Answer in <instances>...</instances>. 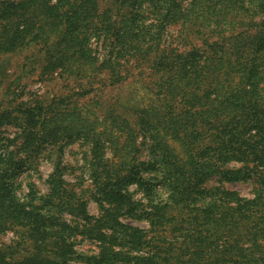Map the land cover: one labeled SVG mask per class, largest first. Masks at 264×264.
I'll use <instances>...</instances> for the list:
<instances>
[{
    "label": "trees",
    "instance_id": "obj_1",
    "mask_svg": "<svg viewBox=\"0 0 264 264\" xmlns=\"http://www.w3.org/2000/svg\"><path fill=\"white\" fill-rule=\"evenodd\" d=\"M185 1L114 0V16L125 11L102 27L99 0H0V58L37 44L45 48L41 72L49 75L106 71L117 79L131 58L157 75V103L115 112L110 129L117 135L100 131L98 119L78 108L0 114V129L17 127L23 141L0 166V229L20 228V241L0 246V264H264V195L244 199L204 187L213 178L264 187V0H255L258 11L247 24L238 0ZM145 13L155 23L146 26ZM175 25L189 50L163 45ZM92 35L109 37L112 60L96 64L87 46ZM141 137L151 150L146 163L136 159ZM76 139L90 147L98 216L69 188L59 163L43 205L20 203L19 151L32 158L45 145ZM131 185L146 204L132 198ZM127 216L148 228L124 224ZM78 239L95 242L97 253L78 252Z\"/></svg>",
    "mask_w": 264,
    "mask_h": 264
},
{
    "label": "rangeland",
    "instance_id": "obj_2",
    "mask_svg": "<svg viewBox=\"0 0 264 264\" xmlns=\"http://www.w3.org/2000/svg\"><path fill=\"white\" fill-rule=\"evenodd\" d=\"M190 2L191 0H186L185 4L188 5ZM254 3L255 0H238L235 8L243 24H247L249 19L252 20V14L258 11L253 7ZM98 7L97 15H100V18L97 19V26L102 27L107 18L111 21L117 20L125 11L122 8L118 16H114L116 9L114 0H99ZM144 18H146V26L155 23L152 17H147V13L144 14ZM254 18V22H258L256 19L259 17L255 15ZM237 28L239 27L236 26ZM108 39L109 37L103 35L89 37L87 46L92 56H95L97 65L114 58L110 54L109 41H106ZM202 44L203 41H194L192 45L199 48L203 46ZM163 45L169 49L178 48L181 52L191 48L190 44L184 42L179 25L171 26L166 30ZM204 48L208 50L207 46ZM44 51L45 48L43 50L41 45L29 44L22 50L0 58V114L13 113L18 109L32 108V106L40 108L41 112H45L44 114L52 108L60 110L78 108L84 112L85 119L89 121L98 119L97 127L100 131L108 127L109 132L112 131L113 135H117L115 128L110 129L112 121L115 120L113 117L115 112L121 109L135 111L137 107L149 110L152 104L157 103L154 94L157 75L153 74L150 63L144 60L136 61L131 58L129 63H125L117 79L110 78V74L106 71H101L100 74L88 71L85 77L67 75V73H60V70L49 75L50 73L41 72L42 60L40 58L44 55ZM119 62L124 63L123 60ZM14 115L19 116L17 113ZM22 118L25 117L22 116ZM138 141H142V146L136 159L146 163L151 153L148 141L145 142L142 137ZM22 143L17 127L5 125L0 129V166L5 165L7 156L11 151L19 150ZM105 151L106 157L112 159L110 149L107 148ZM19 152L18 156L21 155L22 165L25 166L16 178L15 195L20 203H24L28 208L43 205L41 199L48 194V177L53 172L54 165L59 163L63 169V179L69 188L86 201L87 212L91 216H98L99 210L93 199L95 188L88 172L90 147L86 142L80 139L68 143L58 141L54 146L45 145L40 148L32 158H25L26 154L23 150ZM128 158V161L132 159ZM143 176L148 175L144 173ZM204 187L221 188L225 192L235 193L244 199L264 195V187L259 188L253 180L229 183L213 178ZM128 191L133 199L147 203L144 194L137 186L131 185ZM65 218L69 220L71 217L65 216ZM121 219L124 224L141 229L148 228V223L144 219L128 216ZM19 231L18 227L2 229V231L0 229V246L20 241V238L16 239L18 234L15 233ZM76 249L88 255L97 253L96 243L85 239H78Z\"/></svg>",
    "mask_w": 264,
    "mask_h": 264
}]
</instances>
